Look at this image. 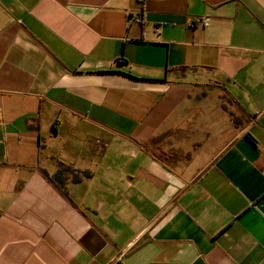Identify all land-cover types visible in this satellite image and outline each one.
<instances>
[{
  "label": "crops",
  "instance_id": "0c3cea01",
  "mask_svg": "<svg viewBox=\"0 0 264 264\" xmlns=\"http://www.w3.org/2000/svg\"><path fill=\"white\" fill-rule=\"evenodd\" d=\"M0 264H264V0H0Z\"/></svg>",
  "mask_w": 264,
  "mask_h": 264
},
{
  "label": "trees",
  "instance_id": "16d2710c",
  "mask_svg": "<svg viewBox=\"0 0 264 264\" xmlns=\"http://www.w3.org/2000/svg\"><path fill=\"white\" fill-rule=\"evenodd\" d=\"M55 125L56 122L54 127ZM91 176L92 174L89 171H81L71 165L59 162L58 169L51 178V181L57 186L65 187L68 183L77 184L84 179L90 178Z\"/></svg>",
  "mask_w": 264,
  "mask_h": 264
}]
</instances>
